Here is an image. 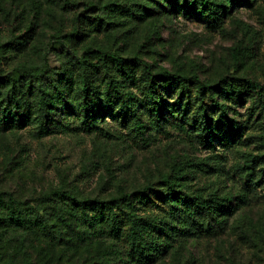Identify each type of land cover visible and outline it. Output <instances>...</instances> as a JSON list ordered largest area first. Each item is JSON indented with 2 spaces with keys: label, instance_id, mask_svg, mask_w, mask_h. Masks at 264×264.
I'll use <instances>...</instances> for the list:
<instances>
[{
  "label": "rangeland",
  "instance_id": "374dc122",
  "mask_svg": "<svg viewBox=\"0 0 264 264\" xmlns=\"http://www.w3.org/2000/svg\"><path fill=\"white\" fill-rule=\"evenodd\" d=\"M179 1H0V55L6 54L0 71L18 79L30 74L23 88L16 83L14 90L8 81L2 89L3 103L10 99L13 106L11 97L21 89L27 103L21 101V115L2 110L8 119L1 118L16 124L0 132V193L36 202L61 187L101 198L135 193V210L155 220V227L144 228L145 252L163 241L157 253L163 264H264V88L246 86L249 80L264 86V0H217L224 11L214 20ZM163 72L186 84L160 80V118L145 93ZM85 74L96 103L110 76L132 89L144 128L119 106L113 112L104 107L87 128ZM28 77L44 82L53 108H40ZM212 98L225 105L226 115ZM203 106L212 137L203 132ZM208 196L217 200L201 209V226L187 198ZM125 209L110 215L119 225L105 238L110 264L145 257L131 237V208ZM18 234L0 229V264L34 262L47 252ZM52 247L48 254L63 259L45 254L49 264L85 263L84 248Z\"/></svg>",
  "mask_w": 264,
  "mask_h": 264
},
{
  "label": "trees",
  "instance_id": "16d2710c",
  "mask_svg": "<svg viewBox=\"0 0 264 264\" xmlns=\"http://www.w3.org/2000/svg\"><path fill=\"white\" fill-rule=\"evenodd\" d=\"M179 7L192 9L212 20L218 19L224 11V8L222 9V5L219 4L217 0H182L179 1ZM3 48L4 46L0 44V50H3ZM5 55L6 54L0 55V68ZM5 59H7V57ZM119 66L122 67V64ZM36 71H39V69H36ZM42 72H45V70ZM29 75L30 74L25 75L24 73L23 76L25 78V76ZM24 78L18 79L14 74L4 75V73L0 71V132L6 131L9 126L16 124L15 119L11 121L7 120V114L11 112L22 113L20 103L21 101H26L25 103H27L25 98L27 93H23L24 91L21 88V92H19L20 95L17 94L18 97L17 95L11 97L15 102L13 106L9 102L10 99L3 103V101H1L3 100L2 89L5 83L9 81L11 88L16 90V83H19V88L23 85ZM83 79L85 81L82 88V112L84 124L87 128L92 127V124H94L97 117L100 115V110H103L105 107L108 112H113L116 106H119L122 112L130 114L139 128H144V122L139 114V105L135 103V93L132 89L124 88L114 77L110 76L106 83V89L103 92V101L96 103L98 99L91 93V79L88 78L87 74L83 75ZM160 80L169 83L177 82L180 85H185L186 82L182 77L172 75L169 72H163L158 76L152 77L150 83L146 87L145 97L151 103V111L154 115L161 118L165 112V107L163 106L161 98L156 94V89L160 86ZM25 83H27V79ZM199 84L203 89L207 88L204 83ZM28 85L31 87L35 86L39 98L38 105L43 111H47L49 108L55 106V98L47 90L42 80L39 78L38 80H34L32 77H28ZM246 86L256 91H262L264 88L262 83L252 80L247 81ZM31 89L29 91H31ZM241 93L242 90L239 91V94ZM212 103L221 110V115L227 114L225 105L221 101L212 98ZM2 110L7 111V114L4 115ZM202 110L205 117L203 132L208 137H212L213 131L210 125L211 116L208 114V109L205 106L202 107ZM1 115L2 117H7V119H2ZM168 184L171 186L170 183ZM150 188V186L145 187L143 191H139V194H146ZM197 200L198 201L195 202V199L187 198V202L191 204V207H195L193 217L196 223H199L198 215L203 213L201 209H203L204 206L211 209L213 206L212 204H214L217 199L213 196H208ZM0 201L5 203L4 207L0 208V229L12 230L15 233H20L18 234L19 236H29L32 244L37 243L43 246L41 252L44 250L47 251L37 254V259L34 262L29 258H25L21 264H49L48 261H44L48 255L54 259V256L58 255L60 260L61 258L63 259V255H60L61 253L59 252L48 254L50 250L51 252L53 251L51 248L54 247L52 246L56 245H63V249L69 252L70 250L84 248L86 251L84 254V256H86L84 264H110V261L107 259L109 246L105 238L106 236L110 237L111 234L117 233L119 229V225L115 223L116 221H114V218L110 215L116 214L118 210H126V206L131 208L126 211V218L132 227L131 237L135 243L141 246L143 245V254L145 253V257L141 256L136 261L138 264L164 263L159 259L160 256L157 254L162 253L164 246L163 241H154L155 252H145L147 245L143 238L144 228L155 227V220H152L149 215L142 211L135 210L137 209L135 193L124 194L119 197L101 198L83 196L73 190L61 187L48 192L46 195L42 196V198H38L37 202L32 199H25L22 195L11 191L1 192ZM102 222L107 223V227H110V229L103 227L101 225ZM199 225L203 226L202 223H199ZM14 249L15 253L20 251V247ZM122 260L130 262L128 257H124Z\"/></svg>",
  "mask_w": 264,
  "mask_h": 264
}]
</instances>
